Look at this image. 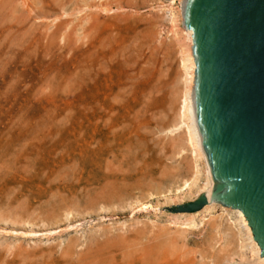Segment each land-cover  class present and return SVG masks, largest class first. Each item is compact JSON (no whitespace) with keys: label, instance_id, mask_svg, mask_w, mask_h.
Returning a JSON list of instances; mask_svg holds the SVG:
<instances>
[{"label":"rangeland","instance_id":"1","mask_svg":"<svg viewBox=\"0 0 264 264\" xmlns=\"http://www.w3.org/2000/svg\"><path fill=\"white\" fill-rule=\"evenodd\" d=\"M170 5L0 0V264H255L233 212L170 211Z\"/></svg>","mask_w":264,"mask_h":264},{"label":"water","instance_id":"2","mask_svg":"<svg viewBox=\"0 0 264 264\" xmlns=\"http://www.w3.org/2000/svg\"><path fill=\"white\" fill-rule=\"evenodd\" d=\"M191 103L215 203L244 216L264 258V0H184ZM201 194L174 206L193 213Z\"/></svg>","mask_w":264,"mask_h":264},{"label":"bare ground","instance_id":"3","mask_svg":"<svg viewBox=\"0 0 264 264\" xmlns=\"http://www.w3.org/2000/svg\"><path fill=\"white\" fill-rule=\"evenodd\" d=\"M183 2L184 0H170L171 5L166 9V12L168 13L169 24L168 33L170 34L171 38L176 42V53L178 54L179 59L178 67L180 69V86L176 92V98L178 100V109L177 112H175L176 115L173 125L168 128L166 132L172 134L175 132L177 133L179 131L180 134L178 138L180 147H178L177 152L178 154L187 153V157H189L190 175L187 176L188 178L185 177L186 179L183 178L184 180L180 178V180L182 179V183H180L181 188L179 187V191H182L181 189L186 188V190L184 189L185 191L182 192L180 200L189 199L187 202H191L198 198L201 194H203L206 196L208 201L207 204L203 206L200 210L193 213H185L187 214L184 218L185 223L191 224L196 216L202 215L210 211L212 207L215 206L217 203H215L212 198V179L207 166L205 154L200 146V136L195 123L194 113L192 109L191 92L193 86V72L195 70V66L191 54V32L185 30L182 26L181 12ZM173 5H175V7H173ZM187 173L189 172L187 171ZM220 208H222V211L224 212L231 211L237 215V219H235L237 224L243 228L242 237L244 242L247 243L251 258L255 259L253 260L255 261V264H264V258H260L259 247L254 242L250 228L248 227L247 222L242 213L240 211L228 209L223 206H220ZM200 224H202L201 221Z\"/></svg>","mask_w":264,"mask_h":264}]
</instances>
